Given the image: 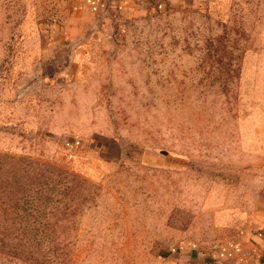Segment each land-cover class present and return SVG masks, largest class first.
Instances as JSON below:
<instances>
[{"label":"rangeland","instance_id":"obj_1","mask_svg":"<svg viewBox=\"0 0 264 264\" xmlns=\"http://www.w3.org/2000/svg\"><path fill=\"white\" fill-rule=\"evenodd\" d=\"M0 264H264V0H0Z\"/></svg>","mask_w":264,"mask_h":264},{"label":"crops","instance_id":"obj_2","mask_svg":"<svg viewBox=\"0 0 264 264\" xmlns=\"http://www.w3.org/2000/svg\"><path fill=\"white\" fill-rule=\"evenodd\" d=\"M108 5V4H107Z\"/></svg>","mask_w":264,"mask_h":264}]
</instances>
